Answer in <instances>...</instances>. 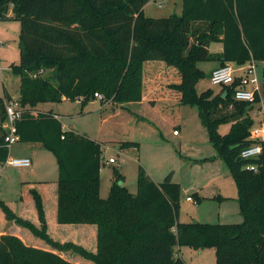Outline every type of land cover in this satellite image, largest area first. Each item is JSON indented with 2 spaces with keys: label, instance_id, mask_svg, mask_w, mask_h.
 Here are the masks:
<instances>
[{
  "label": "trees",
  "instance_id": "1",
  "mask_svg": "<svg viewBox=\"0 0 264 264\" xmlns=\"http://www.w3.org/2000/svg\"><path fill=\"white\" fill-rule=\"evenodd\" d=\"M151 1L0 0V19L12 11L11 18L21 23V59L11 65L21 79L23 111L16 122L17 134L21 142L43 143L56 155L58 223L97 227L93 253L73 242L52 239L37 190L31 194L39 227L0 201L8 221L29 229L53 249L2 234L0 264H77L58 253L67 251L93 264H188L176 256L177 246L213 248L216 264H264V152L252 159L242 157L249 147L264 145L251 135L255 120L250 113L255 106L236 101L231 88L218 96L196 92L203 77L201 61L264 65V0H183V16L164 19L145 15L144 7ZM213 43L222 44L223 51L212 53ZM150 61L165 62L179 71L180 84L170 87L181 94L182 104L198 108L210 143L234 177L242 223L180 222L181 185L171 173L156 183L140 168L133 194L121 184L124 176L115 171L108 198H101L104 143L64 130L57 114L36 110L40 103L64 98L81 99L85 107L97 99L96 93L102 95V104L140 102L144 65ZM4 96L0 98V165L10 157L4 125L5 101L11 96L8 92ZM223 124H231L226 134L219 131ZM119 144L122 149L139 147L133 141ZM248 165H255L257 171L247 170ZM195 199L203 200L198 195Z\"/></svg>",
  "mask_w": 264,
  "mask_h": 264
},
{
  "label": "rangeland",
  "instance_id": "2",
  "mask_svg": "<svg viewBox=\"0 0 264 264\" xmlns=\"http://www.w3.org/2000/svg\"><path fill=\"white\" fill-rule=\"evenodd\" d=\"M144 13L147 17L155 19L169 18L174 14L182 17L183 0H153L145 6ZM11 17H13L12 11L7 14L6 18L0 19V40L3 42L0 47V98L5 97V92H8L11 96V99L6 100L5 103L19 100L21 83L20 77L13 74L11 70V65L19 64L21 59V23ZM193 42L194 39L191 38L190 43ZM221 47L222 44L213 43L209 50L214 54H218L221 52ZM165 64L176 72L168 74L163 71L164 69L148 68L146 76L143 74V93L145 89L148 92L157 89L155 85H159V79H153L155 75H164V78L170 79L171 82L177 81V77H180L179 71L175 67ZM219 65L217 60L201 61L198 64V67L203 72V77L196 84L198 95L208 92L212 93L213 96L224 95L228 87L213 85L210 79L212 71ZM231 65L236 70L237 76L245 75L241 69L245 65H240L236 62L231 63ZM257 74L260 90L264 94V65L260 64L257 66ZM166 85V83H162L164 91L167 88H171ZM81 102V99L71 100L64 98L61 101L40 103L36 106V110L57 114L64 130L87 135L88 137H96L99 142L104 143V158L100 175L101 198H108L111 186L115 180V171L124 176L123 181L120 182L133 194L137 193V179L140 168L145 170L149 176L152 174L159 182H162L170 173L173 176V181H187L188 177L184 171L179 170L178 166L175 167L174 164L179 157V153L175 151V148H178L177 144L179 141L173 136L174 129H177L181 136L188 138L192 144L195 143L196 145L198 143L197 145L202 148L206 145H211L210 147H212L208 132L201 121L198 108L189 104H182L181 101L177 102L174 98L167 99L164 94H157V103H152L147 99L144 102L129 103L131 104L130 112L117 104H102L98 98L94 100L96 103L92 105L89 102L85 107H82ZM261 105V103L255 104V108L250 114L255 120L252 129L260 131L261 134L258 135V138L264 142V132H262L264 130V115L257 113ZM229 110L230 112L233 111L232 106L229 107ZM133 112L137 114L133 116ZM106 118L108 121L102 124V121ZM230 127L231 124H223L219 131L221 134H226L229 132ZM124 141L138 142L139 147L122 149L119 143ZM26 154H32L34 158V164L31 167L32 173L29 172L31 169L0 165V201L16 203L23 194V181L31 180L32 178L37 180L51 179L57 174L59 168L56 155L48 150L43 143H24L19 141L11 145L10 157L15 158ZM110 158L115 159L116 162L110 164L108 162ZM222 162L225 170H227L225 176L219 181L223 190L221 201L224 202L207 201L208 203L206 202L204 206H201L202 204H194L185 200L181 201L180 222H193L194 220L207 222L208 224L243 222L240 207L236 203L238 189L234 177L226 162L223 160ZM164 167L170 169L163 175L161 172ZM202 171H205V168ZM4 215L1 209L0 216L4 217ZM36 226L39 227L40 224ZM0 231L6 234L21 233L24 237L26 236L24 234L28 233L31 236L28 240L38 241L44 248H52L44 240L36 237L29 229L15 222L8 221L6 216L5 219L0 220ZM175 250L176 255H178L177 253L181 254L180 257L185 258L189 264H216V252L213 248L194 249L177 246ZM61 255L75 263L79 261L82 263L81 260H86L74 251L63 252Z\"/></svg>",
  "mask_w": 264,
  "mask_h": 264
},
{
  "label": "crops",
  "instance_id": "3",
  "mask_svg": "<svg viewBox=\"0 0 264 264\" xmlns=\"http://www.w3.org/2000/svg\"><path fill=\"white\" fill-rule=\"evenodd\" d=\"M220 49L222 52L223 46ZM153 67H156V70L164 69L163 71H165V73H168V74L172 72H176V71H173L170 67H168L162 61H150V62L145 63L144 76H146V70L148 68H153ZM157 78L159 79L158 80L159 85H155V88L157 89L150 91V92L146 91L145 89L143 93L142 102H144L147 99V100H150V102L152 103H157V94H164L165 96H167V99L174 98L177 100V102H180L181 94L178 91L171 89V88H167L166 91H164L162 88L163 87L162 83H166L169 86L178 85L181 82V77H177L176 82H171L170 79L164 78V75L161 76L160 74L159 76L155 75L153 79H157ZM94 103L96 102L94 101L91 102L92 105ZM108 104H117L119 105V107L124 108L128 110L129 112L131 111L130 110L131 104L129 103L118 104V103L109 102ZM132 114L134 116V114H137V113L133 112ZM142 120L144 119L142 118ZM107 121H108L107 118L104 119L102 121V124H105ZM175 130L177 129L173 130V136L176 138V140L179 141L177 144L178 148H175V151L179 153V157H178V160L176 159L174 164H175V167L178 166L179 170H181L182 172L184 171L185 175L188 177L187 181H182V180L175 181L174 180L175 182L181 185V191H182L181 201L185 200L187 202L194 203V204H202L201 206H204L207 201H214V202H219V203L224 202V201H221L223 190L220 186L222 184L219 181L225 176V173H227V170H225L223 162L218 157V154L215 151V148L213 147V145L212 147H210L211 145H206L205 147L202 148L201 146L197 145L198 143L196 145L195 143L194 144L190 143L188 138L181 136L180 132L178 135H174ZM161 136L163 139H165L163 135ZM89 137L93 140H97L96 137L95 138L91 136ZM17 157L31 159V162H32L31 167L34 164L33 163L34 158L32 154H26V155H21ZM31 167L23 168V169H31ZM203 168H205V171H202ZM168 169L170 168L164 167L161 173H163L164 175L167 171H169ZM29 172L32 173L33 172L32 169ZM150 176L153 181H155L156 183H160L158 180H156V178H154L152 174ZM33 189L37 190L43 198L44 208H45V213H46V220L48 224V230L52 238L55 241L60 242V243L73 242L77 245L84 247L88 251L95 253L97 251V227L96 226L83 225V224L82 225L81 224L61 225L57 221L58 172L51 179L44 178L43 180L41 179L37 180L35 178L34 179L32 178L31 180L23 181L22 183L23 194L20 200L17 201L16 203L8 202L6 204L19 217L24 218L25 220H29L35 225L40 224L38 214L36 211V207H35V202L31 194V191ZM195 195H198L200 198L203 199L201 203H198L196 201ZM188 198H192L193 201L188 200ZM217 198H221V200H215ZM236 203H238V200L236 201ZM238 206H239V203H238ZM3 219H5V215L4 217L0 216V220H3ZM198 222L207 223V222H202V221H198ZM185 223H188V222H185ZM220 224H227V223L222 222ZM230 224H234V223H230ZM2 234H6V233L3 231H0V235ZM11 234L18 236L28 245L42 248L45 250H53L52 248L47 249V248L42 247V245H40L41 243L38 241L34 242V241L28 240L31 237L28 233L24 234L26 235L25 237L21 233L20 234L11 233ZM58 253L61 254L63 252H58ZM177 254L178 255L176 256L180 257L181 254L179 253ZM181 258L183 257L181 256ZM183 259L187 262L185 258ZM81 261L82 263L80 261L79 262L76 261V262L77 264H93V262L88 261V260H81Z\"/></svg>",
  "mask_w": 264,
  "mask_h": 264
},
{
  "label": "built area",
  "instance_id": "4",
  "mask_svg": "<svg viewBox=\"0 0 264 264\" xmlns=\"http://www.w3.org/2000/svg\"><path fill=\"white\" fill-rule=\"evenodd\" d=\"M3 45V42L0 40V47ZM245 66L241 68L245 75L237 76L236 70L233 68L231 64H225L224 66H219L215 68L211 73V82L213 85H221L224 87H228L234 89V99L239 102H247L250 104H257V97H259V103H261V107H259L257 113L264 115V95L259 87V78L257 74V63L255 61L248 62L244 64ZM45 71L41 70L40 74H44ZM34 78L37 75H33ZM250 87V88H249ZM95 97L98 99H102V95L96 93ZM23 107L20 104L19 100L17 101H9V103H5V112L7 115V120L4 125V128L7 130V134L5 136V141L9 148L11 145L20 141V136L17 134L16 122L22 117ZM264 132V130H262ZM179 132L177 130L174 131V135H178ZM260 131H256L254 129L251 130V135L253 139H259L258 135H260ZM261 141V139H259ZM264 152V145L261 143H257L248 149L242 152V157L244 159H252L259 157ZM110 164L115 163V159L110 158L108 161ZM3 165H8L15 168H29L32 165L31 159L29 158H20V157H9L7 162ZM249 171H257L255 165H248L246 167ZM188 200L193 201L192 198H188Z\"/></svg>",
  "mask_w": 264,
  "mask_h": 264
},
{
  "label": "water",
  "instance_id": "5",
  "mask_svg": "<svg viewBox=\"0 0 264 264\" xmlns=\"http://www.w3.org/2000/svg\"><path fill=\"white\" fill-rule=\"evenodd\" d=\"M55 75H56V73H55ZM193 223H197V221H196V220H194V221H193Z\"/></svg>",
  "mask_w": 264,
  "mask_h": 264
}]
</instances>
